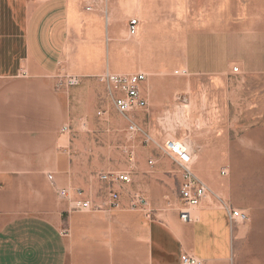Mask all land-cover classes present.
I'll list each match as a JSON object with an SVG mask.
<instances>
[{
    "label": "rangeland",
    "instance_id": "1",
    "mask_svg": "<svg viewBox=\"0 0 264 264\" xmlns=\"http://www.w3.org/2000/svg\"><path fill=\"white\" fill-rule=\"evenodd\" d=\"M102 1V7L96 4L95 8L107 14L109 0ZM180 1L182 14L171 9V0L163 1L166 27L142 24L133 37L129 20L121 22L119 34L125 35L120 39V52L131 54L121 64L133 71L114 73L148 74L144 88L151 122H140L134 136L128 132L126 116L113 110L109 102L102 103L106 90L96 76H80L78 84L70 85L62 73L54 77V90L68 95L70 104L64 108L58 102L52 109H40V115H48L56 124L39 126L38 157L33 155L31 161L30 150L19 146L22 126L0 130V161L16 171L11 194L0 210L12 216L41 213L55 219L62 213L61 228L69 247L67 264H142V250L132 232L137 218L156 219L170 208L181 209L180 174L163 149L170 140L183 142L192 152L193 170L213 191L210 202L217 206L221 201L230 203L245 214L264 213V0ZM223 59L226 64L218 69ZM48 96L43 94L44 103ZM100 107L106 113L99 114ZM2 111L0 107L1 117ZM54 138L53 152L59 158L42 151ZM131 151L133 161L129 160ZM26 164L38 170L31 171ZM103 170H130L133 180L117 212L119 246L112 254L110 247L102 248L92 236H84L85 225L95 222L93 214L105 209L84 210L77 205L89 195L99 200L97 174ZM70 184L72 198L66 199L58 188ZM79 190L82 196L76 194ZM252 223L256 240L264 241V220Z\"/></svg>",
    "mask_w": 264,
    "mask_h": 264
},
{
    "label": "crops",
    "instance_id": "2",
    "mask_svg": "<svg viewBox=\"0 0 264 264\" xmlns=\"http://www.w3.org/2000/svg\"><path fill=\"white\" fill-rule=\"evenodd\" d=\"M93 1L102 7V0H0V107L5 110L2 117L0 112V130L24 126L19 146L30 150L31 161L40 154L39 126L56 124L48 115H40V109H52L58 102L64 108L70 104L68 95L54 90L58 73L62 78L98 76L108 68L133 71L121 64L131 55L129 50L120 52V39L125 35L119 34L121 22L137 16L138 29L142 24L166 27L162 21L164 0H109L107 14L99 8L88 9ZM180 4V0H171V9L182 14ZM223 61L218 69L225 66L226 59ZM43 94L50 97L46 103ZM54 144L55 138L47 142L44 155L59 158L53 152ZM1 152L0 146L3 155ZM9 165L0 161V206L8 201L16 181V171ZM26 165L31 171L38 170L36 165ZM52 167H58V162ZM69 187L71 184L62 188ZM118 209L94 213V224L84 228L85 238L90 235L102 248L110 247L111 254L119 246ZM246 217L245 223L231 220L223 207L205 205L192 209L191 219L183 221L176 207L159 213L156 219L138 217L132 232L142 250V264H182L184 254L198 257L202 264H264V256L258 255L264 248L255 249L264 246V241L256 240L252 223L264 220V213L248 212ZM0 219V264H67L69 247L61 228L62 213H57V219L41 213L12 216L5 209L0 210Z\"/></svg>",
    "mask_w": 264,
    "mask_h": 264
},
{
    "label": "built area",
    "instance_id": "3",
    "mask_svg": "<svg viewBox=\"0 0 264 264\" xmlns=\"http://www.w3.org/2000/svg\"><path fill=\"white\" fill-rule=\"evenodd\" d=\"M96 2L93 1L87 6L88 9H94ZM106 12V9H105ZM138 18L130 19L129 33L131 36H136L138 33ZM235 73H239L240 68H234ZM96 79L105 88V95L101 97L102 103H108L110 107L120 114H123L128 119V132L134 136L139 131L140 122L150 124V116L147 114L149 106V96L145 92L144 85L148 81V74L146 72L117 74L112 72L109 68L105 73L96 76ZM67 83L75 85L80 82V76L70 75L66 76ZM101 108V107H100ZM143 117L140 118V114ZM106 113L104 108H101L99 114ZM66 129V127H64ZM143 132V129H142ZM148 135V134H146ZM147 138H150L148 135ZM175 162V166L179 172V197L181 201L180 218L183 221L191 219V210L205 205L214 207L217 204L209 201V196L213 194L210 186L200 178L193 170L195 157L181 141H168V147L163 148ZM135 159L134 151L129 152V160ZM154 164V160H150ZM226 174V170L222 171ZM99 180V187L97 189V197L100 201L91 195L82 197L77 201V205L84 210L98 209L104 210L110 207L120 208L124 203V194L129 192V186L132 184V173L130 170H123L118 172L100 171L97 174ZM53 178L52 176H50ZM58 193L66 199L72 198L71 188H58ZM82 196L81 190L76 193ZM220 206L225 209L231 220H238L239 218L246 219V214L235 208L232 204L221 201ZM182 264H202V261L190 254H184L181 258Z\"/></svg>",
    "mask_w": 264,
    "mask_h": 264
},
{
    "label": "bare ground",
    "instance_id": "4",
    "mask_svg": "<svg viewBox=\"0 0 264 264\" xmlns=\"http://www.w3.org/2000/svg\"><path fill=\"white\" fill-rule=\"evenodd\" d=\"M166 146L168 147V142H166ZM166 146H165V147H166Z\"/></svg>",
    "mask_w": 264,
    "mask_h": 264
}]
</instances>
